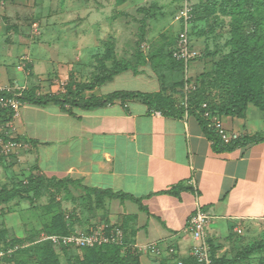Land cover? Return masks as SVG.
<instances>
[{
  "label": "crops",
  "instance_id": "1",
  "mask_svg": "<svg viewBox=\"0 0 264 264\" xmlns=\"http://www.w3.org/2000/svg\"><path fill=\"white\" fill-rule=\"evenodd\" d=\"M0 1L4 84L62 99L148 92L106 86L130 72L90 87L100 71L96 42L106 37L97 34L102 17L111 8L125 9L128 0ZM223 120L244 138L264 137V118L255 114ZM15 123L33 145L19 167L45 180H72L64 187L81 203L75 227H120L124 249L135 253L137 264H197L187 226L198 209L212 217L208 241L216 259L234 260V244L227 242L234 229L264 230V139L216 143L195 114L151 109L137 98L92 109L23 102ZM170 246L175 253L168 254Z\"/></svg>",
  "mask_w": 264,
  "mask_h": 264
},
{
  "label": "rangeland",
  "instance_id": "2",
  "mask_svg": "<svg viewBox=\"0 0 264 264\" xmlns=\"http://www.w3.org/2000/svg\"><path fill=\"white\" fill-rule=\"evenodd\" d=\"M102 19L97 34L106 37L96 42L97 66L107 52L109 68L130 72L107 87L148 89L165 106L223 114L245 103V115L264 118V102L245 101L240 93L251 83L252 53L264 57V0H128L125 9L111 8ZM184 30L197 51L188 65L174 57ZM257 68L262 80L253 84L264 83V65ZM103 74L101 69L93 78ZM133 76L142 79L134 82ZM261 89L264 95V85ZM11 160L0 153V189L20 190L0 204V264H137L135 253L123 247L54 248L52 235L82 231L74 225L81 203L69 186H41L32 172L19 167V159ZM229 240L232 264L264 261V248L258 246L264 245V230L234 229Z\"/></svg>",
  "mask_w": 264,
  "mask_h": 264
},
{
  "label": "built area",
  "instance_id": "3",
  "mask_svg": "<svg viewBox=\"0 0 264 264\" xmlns=\"http://www.w3.org/2000/svg\"><path fill=\"white\" fill-rule=\"evenodd\" d=\"M5 7L4 1H0V11ZM192 43L189 39L187 30L180 33L179 43L174 52L177 60L185 62L186 65L197 56V51L193 50ZM23 90L20 86L12 84H4L0 79V107L10 109L13 112L12 118L8 121H0V153L3 157L11 159H19L24 152L33 149L31 142L17 134L15 120L19 117L20 108L23 102L18 99V95ZM13 92L14 95L5 93ZM203 118L207 122V126L212 128L224 144L233 143L243 137L241 132L230 130L224 124V116L219 112L204 108L202 112ZM20 160V159H19ZM193 183V180L189 181ZM212 223V217L198 209L193 213L188 222V232L194 238L195 244L191 249V255L199 264H213L211 257L210 244L208 241V230ZM55 246L69 245L77 248H87L101 246L106 244L120 245L126 247L124 241V232L118 226H110L105 223H97L91 225L84 231L72 232L68 235H52L50 237ZM151 251L158 252L155 246H151ZM168 254L175 253V247L170 246ZM182 264V261H179Z\"/></svg>",
  "mask_w": 264,
  "mask_h": 264
},
{
  "label": "trees",
  "instance_id": "4",
  "mask_svg": "<svg viewBox=\"0 0 264 264\" xmlns=\"http://www.w3.org/2000/svg\"><path fill=\"white\" fill-rule=\"evenodd\" d=\"M238 51V50H237ZM237 53V52H235ZM241 53V54H240ZM252 53V52H251ZM238 54L240 55H244L242 54L241 51L238 52ZM237 56V55H236ZM253 59H250V63L252 65V75H251V83L245 87V89H243L240 93H241V99L245 100V101H252L258 105H262V103L264 102V95L262 92V86L264 85V83H258V84H253L256 81H261L262 80V76H261V72H259L257 65L261 64L264 65V57L259 56L258 54H253ZM241 57V56H240ZM109 58V54H105V56H103V59H101L102 64L100 66V70L104 69L106 74L97 75V79L93 80L92 83H90V87H95L97 85H100L106 81L112 80L114 78L115 75H117L118 73H120V70L117 69H112L109 68L107 65V59ZM176 59V58H175ZM249 59V58H248ZM177 60V59H176ZM180 61V60H178ZM181 63L185 64V62L180 61ZM190 63V62H189ZM186 65V64H185ZM126 69V68H123ZM123 71V70H122ZM96 78V77H95ZM84 86H87V83L83 84V88ZM19 91V90H18ZM7 95H14L13 92H8L5 93ZM63 97L60 96H42V95H37L34 90H22L21 94L18 95V99H20L22 102H28L34 105H46L48 103H56V104H60L62 107L66 104H69L71 106H78V107H82L85 109H92L98 106H103L106 105L109 102L114 101L115 99L121 98V99H128V98H137L142 100L144 103H146L151 109H155V110H160L162 112H166V113H171L174 115H180L185 113L186 111H189L192 114H195L201 121L204 130L206 132V134L210 137L215 139L216 143L221 142V139L219 138V136L217 135V133L210 127L207 126V122L205 121V119L203 118L202 112L204 109H199L197 106L195 107H178V108H174L171 106H165L163 104H161L153 95L152 93L149 92H145V91H126V90H120V91H115L113 93H110L109 95L103 96V97H92L89 99H82V98H78V99H69V98H65L62 99ZM208 109H212V108H208ZM215 110L217 112H219L221 115L224 116V114L226 115H231V116H237V117H243L244 111H245V103L244 104H237L236 106H232L231 108H228L225 110L224 114L222 113L224 110H217V109H212ZM13 112L10 109H4L0 107V121L1 122H5L8 121L12 118ZM260 139H264V137L260 136V135H255L252 138H242L239 139L237 141H235L234 143H237L239 141H250V140H260ZM38 178L39 184H41V186H47V187H53V188H58L61 186H64V183H68V182H72V180H45L43 177L39 176H34ZM36 182V183H37ZM20 190H18V188H6L0 189V204L1 203H6V202H10L11 200L15 199L17 197V195H19ZM110 195H114L112 192L109 193ZM119 197H126V195L124 194H116ZM62 233H64L61 236L64 235H68V232L63 230ZM58 235V234H56ZM51 240V239H50ZM51 245L56 248V247H60V248H64V247H68L69 245H64L62 244L61 246H55L51 240ZM259 248H264V245H258ZM69 247H73V246H69ZM104 247H120V245H113V244H106V245H101V246H94V247H87V248H79V249H85V250H95V249H101ZM212 260H213V264H232L234 263V260H223V259H216L213 254H211ZM134 258H136L134 256ZM137 261V259H136ZM195 262L197 264H199L196 260ZM183 263V262H182ZM264 264V261L261 263Z\"/></svg>",
  "mask_w": 264,
  "mask_h": 264
}]
</instances>
